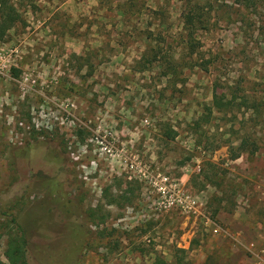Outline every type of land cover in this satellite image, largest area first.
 Instances as JSON below:
<instances>
[{
    "label": "rangeland",
    "instance_id": "374dc122",
    "mask_svg": "<svg viewBox=\"0 0 264 264\" xmlns=\"http://www.w3.org/2000/svg\"><path fill=\"white\" fill-rule=\"evenodd\" d=\"M7 1L0 264H264V0Z\"/></svg>",
    "mask_w": 264,
    "mask_h": 264
},
{
    "label": "trees",
    "instance_id": "16d2710c",
    "mask_svg": "<svg viewBox=\"0 0 264 264\" xmlns=\"http://www.w3.org/2000/svg\"><path fill=\"white\" fill-rule=\"evenodd\" d=\"M18 19L19 16L17 12L9 5L8 1L0 0V38L3 37L4 33L9 30L18 21ZM195 19H198V22L200 21V19L195 15L194 10H189L184 14V27L185 29H189V36L192 34L190 32L192 31V27H194ZM190 45L193 48L192 44ZM234 103V98L225 99L214 95L211 106L206 108L207 114H205V118L206 116L208 117L211 115L212 110L221 112L231 109ZM9 223L11 228H9L7 233V244L4 252V258L7 264H28L26 257V235L13 218L10 219ZM176 252L182 255L185 254V251L181 249H176ZM153 264H166V262L161 260L159 257H156ZM176 264H182V260L179 259Z\"/></svg>",
    "mask_w": 264,
    "mask_h": 264
},
{
    "label": "built area",
    "instance_id": "2783aa9c",
    "mask_svg": "<svg viewBox=\"0 0 264 264\" xmlns=\"http://www.w3.org/2000/svg\"><path fill=\"white\" fill-rule=\"evenodd\" d=\"M1 74V73H0Z\"/></svg>",
    "mask_w": 264,
    "mask_h": 264
}]
</instances>
